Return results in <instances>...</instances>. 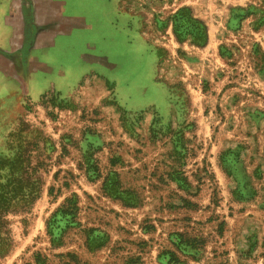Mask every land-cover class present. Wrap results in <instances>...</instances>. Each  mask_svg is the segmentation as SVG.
<instances>
[{"label":"rangeland","instance_id":"obj_1","mask_svg":"<svg viewBox=\"0 0 264 264\" xmlns=\"http://www.w3.org/2000/svg\"><path fill=\"white\" fill-rule=\"evenodd\" d=\"M82 4L77 51L106 62L0 99V264H264V0ZM114 6L146 14L150 58L96 29ZM184 7L202 46L174 36Z\"/></svg>","mask_w":264,"mask_h":264},{"label":"crops","instance_id":"obj_2","mask_svg":"<svg viewBox=\"0 0 264 264\" xmlns=\"http://www.w3.org/2000/svg\"><path fill=\"white\" fill-rule=\"evenodd\" d=\"M84 9L82 0H0V99L19 90L21 81L28 96L33 93L39 99L52 92L60 95L51 79L55 81L56 75H63L64 71L55 60L64 56L71 62L73 52L81 63L89 58L106 62V57L94 58L78 52L83 46L96 48L95 41L88 37L94 25L84 15ZM111 16L121 20L119 25L106 22L105 27H100L101 24L97 26L94 22L96 29L106 30L104 32L125 30V34L130 35L128 42L144 48L150 58L152 47H148L145 30L149 29L146 23L150 21L146 14L119 10L114 6ZM9 66L17 67V71L13 72ZM84 69L78 70V77L82 76ZM21 72L25 76H19ZM45 84L50 88L40 93Z\"/></svg>","mask_w":264,"mask_h":264},{"label":"trees","instance_id":"obj_3","mask_svg":"<svg viewBox=\"0 0 264 264\" xmlns=\"http://www.w3.org/2000/svg\"><path fill=\"white\" fill-rule=\"evenodd\" d=\"M172 20L173 33L177 41L183 42L189 38L194 45L202 46L205 44L207 39L206 27L201 20L192 15L188 8H180L172 16ZM46 95L44 94L41 98L46 97Z\"/></svg>","mask_w":264,"mask_h":264},{"label":"bare ground","instance_id":"obj_4","mask_svg":"<svg viewBox=\"0 0 264 264\" xmlns=\"http://www.w3.org/2000/svg\"><path fill=\"white\" fill-rule=\"evenodd\" d=\"M122 36V35H121ZM114 37H116V36H114ZM117 37H118V35H117ZM116 37V38H117ZM119 38H120V36H119ZM115 39V38H114ZM123 40V39H122ZM117 41H118V38H117ZM116 43V42H115ZM120 44V43H119ZM121 45H122V43H121ZM123 47V46H122ZM124 48V47H123ZM127 50V49H126ZM69 56V55H68ZM68 62V61H67ZM67 62H66V64H67ZM69 63V62H68ZM37 82V81H36ZM39 83V82H38Z\"/></svg>","mask_w":264,"mask_h":264}]
</instances>
